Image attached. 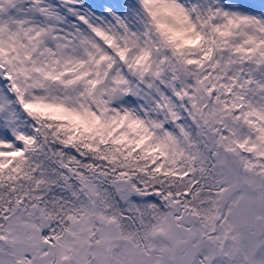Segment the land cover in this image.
<instances>
[{"label":"snow or ice","instance_id":"1","mask_svg":"<svg viewBox=\"0 0 264 264\" xmlns=\"http://www.w3.org/2000/svg\"><path fill=\"white\" fill-rule=\"evenodd\" d=\"M0 264H264V0H0Z\"/></svg>","mask_w":264,"mask_h":264},{"label":"rangeland","instance_id":"2","mask_svg":"<svg viewBox=\"0 0 264 264\" xmlns=\"http://www.w3.org/2000/svg\"><path fill=\"white\" fill-rule=\"evenodd\" d=\"M182 237H183V234L180 233L178 230L174 229L172 231V239H173V241H179V240L182 239Z\"/></svg>","mask_w":264,"mask_h":264},{"label":"water","instance_id":"3","mask_svg":"<svg viewBox=\"0 0 264 264\" xmlns=\"http://www.w3.org/2000/svg\"><path fill=\"white\" fill-rule=\"evenodd\" d=\"M177 251H179V247L177 248Z\"/></svg>","mask_w":264,"mask_h":264}]
</instances>
